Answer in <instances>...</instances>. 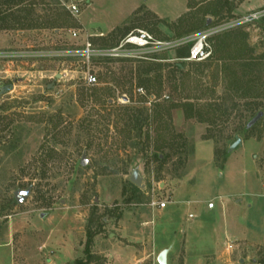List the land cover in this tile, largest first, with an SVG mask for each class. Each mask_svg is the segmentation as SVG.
<instances>
[{"label": "rangeland", "instance_id": "obj_1", "mask_svg": "<svg viewBox=\"0 0 264 264\" xmlns=\"http://www.w3.org/2000/svg\"><path fill=\"white\" fill-rule=\"evenodd\" d=\"M223 1L22 0L10 9L18 13L35 2L33 18L57 26L0 30V51L46 53L0 63L13 85L0 97V264L85 260L91 220L100 232L90 244L89 264H159L162 251L166 264H264V115L253 123L255 109L245 106L253 100H230L222 76L215 84L213 66L200 77L194 71L200 62L176 71V49L155 62L55 53L86 42L94 49L112 47L135 30L165 41L189 38L264 10L262 0H226L231 17L224 5L218 17L205 14L209 4ZM227 32L245 35L251 56L264 57V16L213 35L211 47ZM98 33L104 36H90ZM150 63L162 65L161 84L152 81L147 91L138 73ZM88 75L94 85L86 84ZM83 88L107 91L103 97L110 98L105 104L83 101ZM255 88L254 103L264 111V68ZM186 97H200V104L225 99L226 107L234 102L237 108L224 122L200 123L169 107ZM158 104L171 108L159 132L153 125L128 140L119 129L122 109L146 108L151 116ZM236 138L241 142L231 149ZM156 152L167 156L164 163L152 159ZM133 174L142 179L140 195L129 186ZM26 191L21 205L11 202L14 193ZM160 202L164 209L152 206Z\"/></svg>", "mask_w": 264, "mask_h": 264}, {"label": "trees", "instance_id": "obj_2", "mask_svg": "<svg viewBox=\"0 0 264 264\" xmlns=\"http://www.w3.org/2000/svg\"><path fill=\"white\" fill-rule=\"evenodd\" d=\"M264 2V0H262ZM22 0H0V30H31V29H55L57 22L55 21H47V22H40L33 18L32 11H33V5L35 2H32L29 5V8L19 10L17 12H10V9L13 6H16L20 4ZM57 4V3H56ZM223 5L227 6V9L225 10L226 16L231 17L232 13V7L229 4L228 1L224 0L222 3H213L212 5L209 4L206 10L204 11L205 14H209L211 16H220L223 12ZM64 10V9H63ZM27 13H26V12ZM24 12V13H23ZM185 17V16H184ZM180 19V18H179ZM183 21V20H180ZM206 22V21H205ZM192 29H189L186 31L185 34H188ZM214 46L212 44V53L209 59H207L205 62H200L194 64L195 66V75L197 77L202 76L205 69H209L210 67H214V73H213V80L216 84V81H218L219 77L222 76L221 80L224 81L225 84V90L226 94L231 95L229 98L230 100L235 99H252L250 103H247L245 106L248 109H251L254 107L255 109V115L253 117H257L258 113H261L262 116L260 119L263 118L264 111L263 109H259V104L254 103L255 100L258 98V94L256 93L257 89L255 88V81L258 79V76L260 72L264 68V57H256L254 58L251 56L252 50L248 48V46L245 43L246 36L243 34L235 35L232 32L224 33L223 35H218L214 37ZM188 47L185 48H178L175 50V58L176 59H183L188 54ZM228 50L235 51L236 55H229L227 53ZM167 53H161L154 55L152 57L153 60H150V62H155L157 60H168ZM147 61V60H144ZM180 63H176L173 65V68L180 72L184 68V63L182 61H179ZM144 63V62H143ZM162 65L159 63H150L146 67H142L138 73V76L142 78V80L139 81V86H142L147 91L152 87V84L157 83L158 85L161 84V74L159 73L161 70ZM155 71V76L153 79H150L148 76L151 74V72ZM240 71V73H239ZM175 83V80H174ZM197 83V87H199V83ZM183 81L180 84V88H183ZM175 89L177 90L178 87L174 85ZM196 87V88H197ZM215 87V85H213ZM209 91H213V89H209ZM149 94V93H148ZM213 94V92L211 93ZM104 95H108L107 91L100 90L98 88H83L81 91V96L83 101H86L88 99L93 100L94 102H103L104 104L107 103L108 99L110 97H103ZM252 96V97H251ZM185 101L183 103H180L179 105H171L169 107L175 108L180 107L182 109V112L184 114V118L187 120L195 119L200 123H208V124H214L216 125L218 122L226 121L231 114L233 110L237 108V105L233 102L231 104V107H226L225 99L221 103H213V104H200L197 101L200 100V97H186L184 99ZM195 100V101H193ZM169 107H162L161 105H156L154 109L152 110L153 114L150 116L148 111L149 109L143 108V109H133L129 107H124L119 113V117L121 119L122 125L119 126V129L127 134V139L136 141L141 138V132L143 128H149L153 125H156L157 131L160 130V125L163 123L166 118L169 119L170 109ZM255 118H253V123H257L258 121H255ZM90 123V122H89ZM121 124V123H120ZM164 124V123H163ZM254 124V125H255ZM133 134V136H132ZM159 136V135H158ZM160 137V136H159ZM150 136L149 133L146 132L145 134V145L146 147L150 145ZM135 145V143L133 144ZM158 145L157 149L161 148ZM17 147V141L13 143L10 146V149H14ZM148 148V147H147ZM51 156V155H50ZM167 156L163 155L162 153L156 152L152 155V159L154 161L159 163H164ZM107 163H109L108 159H106ZM81 169V166L79 165V168ZM106 169V168H105ZM127 174V171L124 172ZM103 174V173H102ZM129 186L132 189V192L135 193V195H140L141 191L138 187L133 185L131 182H129ZM11 202L15 204V199H11ZM93 221L91 220L89 222V225L87 227L86 231V243H85V249L84 253L86 254L85 260H78L75 264H89L93 258V255H91L89 248L90 244L92 243V240L95 235H97L100 231L99 229L93 230Z\"/></svg>", "mask_w": 264, "mask_h": 264}, {"label": "built area", "instance_id": "obj_3", "mask_svg": "<svg viewBox=\"0 0 264 264\" xmlns=\"http://www.w3.org/2000/svg\"><path fill=\"white\" fill-rule=\"evenodd\" d=\"M69 11L75 16L78 14V9L75 5H70ZM264 16V10L260 12H253L236 20L223 24L222 26L208 29L193 37L176 39V40H159L154 38L150 33L144 30H135L128 33L123 39H121L116 45L104 49H94L89 42H86L82 49L79 50H57L56 54L65 55H77L86 56L87 59L92 57L105 58L109 60H121V59H136V60H153L152 57L161 53H168L174 49L187 46L189 43L188 54L183 59H176V61L182 62H203L210 58L212 53V47L209 39L215 35L224 31L233 29L234 27L247 25L255 20ZM73 38L77 37L76 32H72ZM186 44V45H185ZM85 54V55H84ZM29 55L46 57V53L42 51H29L28 49L23 51L5 50L0 51V63L10 64L15 59L24 58ZM7 71L0 70V89L7 83ZM85 82L88 85H94L96 82L95 77L88 75L85 77ZM141 92V91H140ZM152 206L159 209H164L165 202L152 203Z\"/></svg>", "mask_w": 264, "mask_h": 264}, {"label": "water", "instance_id": "obj_4", "mask_svg": "<svg viewBox=\"0 0 264 264\" xmlns=\"http://www.w3.org/2000/svg\"><path fill=\"white\" fill-rule=\"evenodd\" d=\"M209 22V21H208ZM13 90V85H6L4 87H2L0 89V97H2L3 95L9 93L10 91ZM262 116L261 113H258L257 117L255 118V121L260 118ZM240 139L239 138H236L234 143L231 145V149H234L237 145L240 144ZM87 164V161L86 159L83 157L82 160H81V163L80 165L82 167L86 166ZM130 182L135 185L136 187H140L141 186V183H142V179L140 177H138L137 175L133 174L131 175L130 177ZM28 196V192H16L14 193V199L16 201V203L18 205H21V203L24 201V199ZM166 253L167 251H162L158 258H157V262L159 264H166Z\"/></svg>", "mask_w": 264, "mask_h": 264}, {"label": "crops", "instance_id": "obj_5", "mask_svg": "<svg viewBox=\"0 0 264 264\" xmlns=\"http://www.w3.org/2000/svg\"><path fill=\"white\" fill-rule=\"evenodd\" d=\"M80 24H81V22H80ZM113 30L114 29H111V31L109 33H111ZM90 36H100V37H102V36H104V34L103 33H98V34H91Z\"/></svg>", "mask_w": 264, "mask_h": 264}]
</instances>
